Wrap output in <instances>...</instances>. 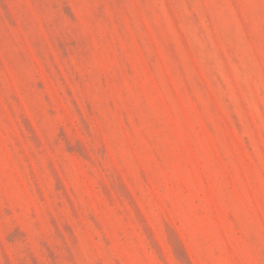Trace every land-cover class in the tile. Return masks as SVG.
<instances>
[{
	"label": "rangeland",
	"instance_id": "1",
	"mask_svg": "<svg viewBox=\"0 0 264 264\" xmlns=\"http://www.w3.org/2000/svg\"><path fill=\"white\" fill-rule=\"evenodd\" d=\"M0 264H264V0H0Z\"/></svg>",
	"mask_w": 264,
	"mask_h": 264
}]
</instances>
